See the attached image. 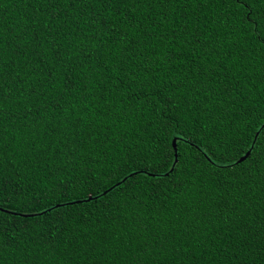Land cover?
Wrapping results in <instances>:
<instances>
[{
    "label": "trees",
    "instance_id": "1",
    "mask_svg": "<svg viewBox=\"0 0 264 264\" xmlns=\"http://www.w3.org/2000/svg\"><path fill=\"white\" fill-rule=\"evenodd\" d=\"M0 264H264V0H0Z\"/></svg>",
    "mask_w": 264,
    "mask_h": 264
},
{
    "label": "water",
    "instance_id": "2",
    "mask_svg": "<svg viewBox=\"0 0 264 264\" xmlns=\"http://www.w3.org/2000/svg\"><path fill=\"white\" fill-rule=\"evenodd\" d=\"M176 141H177V139L175 138L173 142H174V147H175V149L177 150V143H176ZM177 157H178V153L176 152V160H177ZM245 157H246V156H245ZM245 157H242L240 160H244Z\"/></svg>",
    "mask_w": 264,
    "mask_h": 264
}]
</instances>
